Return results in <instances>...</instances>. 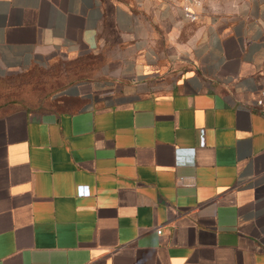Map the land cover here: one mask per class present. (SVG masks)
<instances>
[{"label":"crops","instance_id":"1","mask_svg":"<svg viewBox=\"0 0 264 264\" xmlns=\"http://www.w3.org/2000/svg\"><path fill=\"white\" fill-rule=\"evenodd\" d=\"M195 12L0 0V76L96 64L0 114V264H264V0Z\"/></svg>","mask_w":264,"mask_h":264},{"label":"rangeland","instance_id":"2","mask_svg":"<svg viewBox=\"0 0 264 264\" xmlns=\"http://www.w3.org/2000/svg\"><path fill=\"white\" fill-rule=\"evenodd\" d=\"M95 59L89 54L74 59L58 57L51 63L0 76V114L13 109L51 110L61 92L92 74Z\"/></svg>","mask_w":264,"mask_h":264},{"label":"built area","instance_id":"3","mask_svg":"<svg viewBox=\"0 0 264 264\" xmlns=\"http://www.w3.org/2000/svg\"><path fill=\"white\" fill-rule=\"evenodd\" d=\"M157 1V0H153ZM173 4L178 5L184 13V16L190 21H194L197 17L195 8L199 7L202 0H169ZM262 96V94H261ZM257 105H262V98L257 99ZM199 146H203V130L200 131L199 134ZM77 195L79 196H87L89 194V190L86 186H78L77 187ZM156 233H160V230H157Z\"/></svg>","mask_w":264,"mask_h":264},{"label":"trees","instance_id":"4","mask_svg":"<svg viewBox=\"0 0 264 264\" xmlns=\"http://www.w3.org/2000/svg\"><path fill=\"white\" fill-rule=\"evenodd\" d=\"M14 110V109H13Z\"/></svg>","mask_w":264,"mask_h":264}]
</instances>
